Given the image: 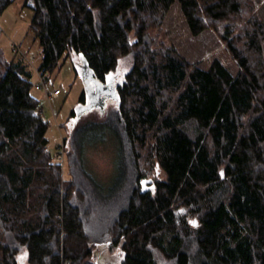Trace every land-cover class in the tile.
Instances as JSON below:
<instances>
[{
  "label": "trees",
  "instance_id": "1",
  "mask_svg": "<svg viewBox=\"0 0 264 264\" xmlns=\"http://www.w3.org/2000/svg\"><path fill=\"white\" fill-rule=\"evenodd\" d=\"M32 1L44 81L71 53L100 83L129 61L100 124L119 141L121 180L100 213L81 126L63 138L62 179L32 69L0 47V264H17L22 248L28 264H98L97 245L115 264H264V17L254 0ZM175 1L192 35L214 30L236 74L217 58L202 69L150 33ZM12 2L0 0V14ZM85 105L82 91L69 118Z\"/></svg>",
  "mask_w": 264,
  "mask_h": 264
},
{
  "label": "rangeland",
  "instance_id": "2",
  "mask_svg": "<svg viewBox=\"0 0 264 264\" xmlns=\"http://www.w3.org/2000/svg\"><path fill=\"white\" fill-rule=\"evenodd\" d=\"M32 2V0H13L12 4L0 14V47L9 59L14 55L10 49V44L14 42L29 54H34L33 65L38 67L41 54L37 42H34L28 34V24L32 17L30 8ZM254 2L257 14L264 17V0H254ZM150 33L157 35L158 40L163 44H172L187 61L202 69H207L211 60L217 58L223 62L230 73L236 74L238 71V67L224 49L223 42L214 30L207 28L198 35L191 34L177 1L168 9L161 30H151ZM128 67L127 59L118 63L112 74L115 85L122 81ZM29 68L32 69L30 66ZM37 79L35 70H32L31 81L35 82ZM45 88L48 91L55 88L60 90L50 104L42 90L33 87L32 93L39 98L43 116L49 122L46 133L48 148L53 154L54 162L60 164L62 179L65 180L69 176L66 154L64 150L63 153L61 152L63 138L69 137L70 132L80 126L88 128V132L92 135L91 138L83 139V162L84 169L91 177L93 187L98 193L96 200L98 199L99 212L102 213L103 197L112 193L121 180L122 154L119 141L108 127H100L105 117L103 112L114 107L115 102L107 99L101 107L102 111L93 106L80 114L78 118H69L70 111L77 108L82 91L86 96L85 106L95 102V98L91 96L90 81L82 73V62L76 58L74 53L64 58L60 68L46 74ZM159 176L162 174L159 173ZM23 252V248L18 250L17 264H28V254ZM114 252L119 251H113L112 254H115ZM94 256L98 264H115L98 245L94 249Z\"/></svg>",
  "mask_w": 264,
  "mask_h": 264
},
{
  "label": "water",
  "instance_id": "3",
  "mask_svg": "<svg viewBox=\"0 0 264 264\" xmlns=\"http://www.w3.org/2000/svg\"><path fill=\"white\" fill-rule=\"evenodd\" d=\"M80 57H81L80 59L82 62V73L85 76V78H87L90 81L91 96L93 98H96V96L99 95L101 92H106L107 95L114 98L116 96V91H115V88L113 87L112 77L108 76L107 79L105 80V83L98 82L93 77L86 58L82 54L80 55ZM95 102H96V99H95ZM95 102L92 105L83 106L80 112H85L91 109L93 106H96ZM103 104H104V101L101 104V107L103 106ZM80 112H77V114H80Z\"/></svg>",
  "mask_w": 264,
  "mask_h": 264
},
{
  "label": "built area",
  "instance_id": "4",
  "mask_svg": "<svg viewBox=\"0 0 264 264\" xmlns=\"http://www.w3.org/2000/svg\"><path fill=\"white\" fill-rule=\"evenodd\" d=\"M10 49H11L12 52L22 55L24 57L25 61L28 64H30V65L32 64L33 60L35 59L34 54L26 53L19 45L15 44L13 42L10 44ZM37 75H38V79L34 83V87L36 89H39V90L43 91L47 102L50 104V102L60 93V91H59V89H54L52 91H48L45 88V83H44L43 76L40 75L39 73ZM62 264H70V263H69L68 259H64Z\"/></svg>",
  "mask_w": 264,
  "mask_h": 264
},
{
  "label": "flooded vegetation",
  "instance_id": "5",
  "mask_svg": "<svg viewBox=\"0 0 264 264\" xmlns=\"http://www.w3.org/2000/svg\"><path fill=\"white\" fill-rule=\"evenodd\" d=\"M112 82H113V87L115 88V84H114V81H113V78H112ZM113 97L107 95L106 92H101L99 95L96 96V106H100L101 107V104L103 103V101L107 100V99H112Z\"/></svg>",
  "mask_w": 264,
  "mask_h": 264
},
{
  "label": "crops",
  "instance_id": "6",
  "mask_svg": "<svg viewBox=\"0 0 264 264\" xmlns=\"http://www.w3.org/2000/svg\"><path fill=\"white\" fill-rule=\"evenodd\" d=\"M7 234L8 232L6 231V228H5V231L2 233H0V244L4 243L6 244L7 240H8V237H7ZM24 252L23 253H26V255L28 254L27 253V250L25 248H23Z\"/></svg>",
  "mask_w": 264,
  "mask_h": 264
},
{
  "label": "snow or ice",
  "instance_id": "7",
  "mask_svg": "<svg viewBox=\"0 0 264 264\" xmlns=\"http://www.w3.org/2000/svg\"><path fill=\"white\" fill-rule=\"evenodd\" d=\"M194 223V222H193Z\"/></svg>",
  "mask_w": 264,
  "mask_h": 264
}]
</instances>
